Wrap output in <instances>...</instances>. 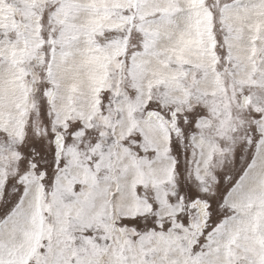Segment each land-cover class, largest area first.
<instances>
[{
    "label": "rangeland",
    "instance_id": "obj_1",
    "mask_svg": "<svg viewBox=\"0 0 264 264\" xmlns=\"http://www.w3.org/2000/svg\"><path fill=\"white\" fill-rule=\"evenodd\" d=\"M144 4L0 0V189L5 178L21 188L23 177L28 193L15 237H0L5 264H46L50 247L75 256L92 243L86 226L115 236L120 217L152 212L148 200L174 219L182 205L169 203L177 194L170 139L179 137L181 162L190 151L187 166L206 167L211 184L224 153L264 125V0H166L173 23L159 35L141 29ZM37 138L57 164L66 161L50 186L36 169L52 157L28 155ZM235 200L237 226L251 231L264 261V176ZM130 255L137 259L135 247Z\"/></svg>",
    "mask_w": 264,
    "mask_h": 264
},
{
    "label": "snow or ice",
    "instance_id": "obj_2",
    "mask_svg": "<svg viewBox=\"0 0 264 264\" xmlns=\"http://www.w3.org/2000/svg\"><path fill=\"white\" fill-rule=\"evenodd\" d=\"M165 7L166 0H145L144 5H138V15L147 13V16H151V19L145 16L141 29L146 27L158 35L167 31L173 20L171 12L165 11ZM145 35L149 33L145 32ZM148 107H151V102ZM199 118L198 114H193L194 122L198 123ZM81 126L75 123L68 131L74 133ZM188 126L192 127V123ZM183 132L184 129H181V134ZM69 139H72L71 135ZM136 139L142 140L143 137L137 134ZM178 139L176 136L169 141L170 151L175 149L176 152L173 182L177 190L175 198L170 199L169 203L182 205L181 210L174 214V219L170 216L161 219L157 215L159 203L148 200L152 212L120 217L115 222V236L104 233L103 229L96 230L101 235L93 236V229L86 226L83 232L91 238V244L84 241L75 256L69 255L63 259L58 247H50L43 254L46 264H264L258 259L262 250L253 244L251 231L245 233L237 226L239 216L234 207L235 197L241 188L249 181H257L264 176V125H253L245 139L230 149V154L224 153L221 166L213 172L214 183L211 184L207 179L206 167H197L193 171L187 166L190 151L185 162H181L180 154L184 149L175 143ZM28 147L32 150L29 156L38 153L42 159L52 157L50 162L40 164L36 169L37 172L45 170L41 183L50 186L55 182L56 169L63 167L66 161L61 156L57 164L55 150L49 152L45 142L39 138ZM135 150L138 156L144 153L138 147ZM147 151L155 155L156 150ZM22 163L31 168V163L26 159ZM201 163L207 165L206 160ZM15 183L21 188H16L11 180L5 178L4 187L0 189V237L6 240L15 237L25 214L27 187L23 177ZM142 189L143 185H137L138 196ZM120 194L119 190L114 192L113 199ZM121 229L124 230L123 234L120 233ZM149 234L153 238L144 243L143 238ZM126 240L128 243H125ZM132 247L137 249V259L130 255ZM141 255L143 260H138ZM0 264H5L2 257Z\"/></svg>",
    "mask_w": 264,
    "mask_h": 264
}]
</instances>
